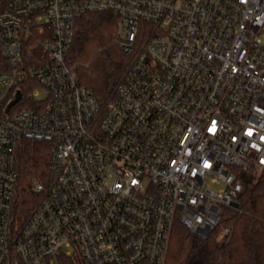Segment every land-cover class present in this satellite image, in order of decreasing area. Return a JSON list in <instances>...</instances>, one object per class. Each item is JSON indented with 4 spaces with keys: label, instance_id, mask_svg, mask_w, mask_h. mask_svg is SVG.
Returning <instances> with one entry per match:
<instances>
[{
    "label": "built area",
    "instance_id": "obj_1",
    "mask_svg": "<svg viewBox=\"0 0 264 264\" xmlns=\"http://www.w3.org/2000/svg\"><path fill=\"white\" fill-rule=\"evenodd\" d=\"M86 12L130 57L105 100L65 62ZM25 140L51 148L18 218ZM240 168L264 174V0H0V264H165L176 223L220 224Z\"/></svg>",
    "mask_w": 264,
    "mask_h": 264
},
{
    "label": "trees",
    "instance_id": "obj_2",
    "mask_svg": "<svg viewBox=\"0 0 264 264\" xmlns=\"http://www.w3.org/2000/svg\"><path fill=\"white\" fill-rule=\"evenodd\" d=\"M116 24L111 13H84L75 22L65 58L78 81L100 100L107 98L130 61L116 43ZM50 148L46 142L25 140L16 149L13 211L18 218L25 217L37 202L33 185L46 182ZM237 175L241 183L235 197L238 208L223 207L220 224L206 238L176 223L165 264H264V174L240 168ZM223 226L230 227V235L217 245L215 234ZM57 264L76 263L61 256Z\"/></svg>",
    "mask_w": 264,
    "mask_h": 264
},
{
    "label": "water",
    "instance_id": "obj_3",
    "mask_svg": "<svg viewBox=\"0 0 264 264\" xmlns=\"http://www.w3.org/2000/svg\"><path fill=\"white\" fill-rule=\"evenodd\" d=\"M20 99H21V93L18 91V92H17V95H16V97H15V99H14L12 102H10L9 105L7 106L6 112H8L9 109H10L12 106H14V105H15ZM230 206H231L232 208H234V209H237V208H238V203H237V202H233V203H231Z\"/></svg>",
    "mask_w": 264,
    "mask_h": 264
},
{
    "label": "rangeland",
    "instance_id": "obj_4",
    "mask_svg": "<svg viewBox=\"0 0 264 264\" xmlns=\"http://www.w3.org/2000/svg\"><path fill=\"white\" fill-rule=\"evenodd\" d=\"M45 96L44 92L42 90H39V94L38 96L36 97L38 100H41L43 99ZM214 189L218 190L220 188V186L216 185V186H213Z\"/></svg>",
    "mask_w": 264,
    "mask_h": 264
}]
</instances>
